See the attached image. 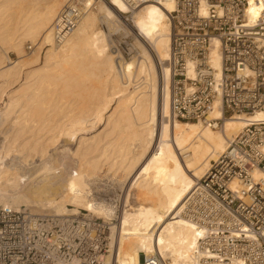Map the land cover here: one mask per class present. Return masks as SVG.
<instances>
[{
	"label": "bare ground",
	"instance_id": "obj_1",
	"mask_svg": "<svg viewBox=\"0 0 264 264\" xmlns=\"http://www.w3.org/2000/svg\"><path fill=\"white\" fill-rule=\"evenodd\" d=\"M26 1L0 0V21L5 20L0 24V206L52 216L80 209L104 219L110 226V254L105 260L111 264H141L151 252L158 253L164 264H197V240L205 228L182 213L185 200L228 142L250 121L264 120V107L224 117L216 96L206 119H220L217 126L166 118L170 78L166 60L172 37L167 13L174 0H97L95 11L84 9L93 0H77L83 13L60 44L53 42L52 22L67 0H51L40 9ZM11 6L19 14L12 26L7 13ZM198 8L200 14L206 13L204 0H199ZM126 12L131 13L129 24L121 20ZM259 16H264V0H247L246 26ZM97 21L103 28H95ZM121 23L138 39L139 55L130 62L107 42L106 33L118 30ZM26 40L34 46L31 55L9 62L7 53L21 57ZM207 57L218 75L215 38ZM86 66L92 68L87 72ZM79 75L83 82L100 85L89 87L86 94L81 90L85 96L76 94L81 88ZM59 89L74 100L60 97ZM100 126L108 127V135L115 133L113 144L127 140L134 148L127 147V141L117 152L116 143L99 146ZM107 146L120 159L111 154L109 162ZM136 147L139 153L134 152ZM114 167L122 171L119 177L115 178ZM131 174H136L129 187L134 188L138 205L123 200L116 216L118 206L105 202L101 193L103 179L112 181L109 192L125 191ZM252 177L257 181L264 175L255 169ZM231 187H238L236 181Z\"/></svg>",
	"mask_w": 264,
	"mask_h": 264
},
{
	"label": "built area",
	"instance_id": "obj_2",
	"mask_svg": "<svg viewBox=\"0 0 264 264\" xmlns=\"http://www.w3.org/2000/svg\"><path fill=\"white\" fill-rule=\"evenodd\" d=\"M204 1V15L199 0H174L167 13L172 37L166 118L217 126L220 119H206L216 96L224 117L264 107V16L248 27L247 0ZM82 13L76 2L58 12L52 22L54 44L64 40ZM213 38L220 54L218 75L207 57ZM263 147L264 120L250 121L193 185L182 213L205 228L197 240V264H264V178L252 177L255 169L264 175ZM109 227L80 209L52 216L0 206V264H111L105 260ZM141 264L164 262L151 252Z\"/></svg>",
	"mask_w": 264,
	"mask_h": 264
},
{
	"label": "rangeland",
	"instance_id": "obj_3",
	"mask_svg": "<svg viewBox=\"0 0 264 264\" xmlns=\"http://www.w3.org/2000/svg\"><path fill=\"white\" fill-rule=\"evenodd\" d=\"M26 1V0H25ZM36 1H38V2H36ZM51 0H30V3H28L27 1H26V3L25 4H27V5H30L29 7H31V6H33V5H35L34 7L35 8H38V9H40L41 8V6L43 7V6H45V5H47L49 2H50ZM71 1H74V0H67L65 3L68 5V3L69 2H71ZM77 0H75L74 2H76ZM96 2H97V0H93V2L90 4V7L88 6V7H85L84 9H85V11H90V10H92V11H95V9L93 8V7H95L96 5ZM77 3V2H76ZM33 4V5H32ZM66 4H64V6H63V4H62V8L63 7H65L66 6ZM14 6V5H13ZM13 6H11V8L13 7ZM61 7H60V9H61ZM10 8V9H11ZM25 8H27L26 7V5H25ZM89 8V9H88ZM8 10V18L10 19V21H9V23H10V25L12 26L13 24H14V21H16V19L18 18L17 16H19V14H18V12L15 10V7H13V9H11V10ZM59 9V10H60ZM16 11V12H15ZM11 12V13H10ZM15 12V13H14ZM15 14V15H13V14ZM21 14V13H20ZM10 16H11V18H10ZM15 17H17V18H15ZM122 17L123 18H121V20H123L124 21V23H131V13L130 12H126V14L125 13H123L122 14ZM15 18V19H14ZM3 21H5V20H1L0 21V24L3 22ZM100 21H97L96 22V26H95V28H97V29H101V28H103L102 27V24L101 23H99ZM170 22V21H169ZM101 27V28H100ZM106 37L108 38L107 40V42H109V47L111 48V50H118V52L119 53H121L120 55L122 56V58H123V60L124 61H128V62H130L131 60H132V56L134 55V56H138L139 55V53L137 54V52L139 51L138 50V48H137V46H136V42L135 41H137L138 39H137V37H135V35L133 34V32L131 31V30H129L125 25H123L122 23L120 24V26H119V29L118 30H116V31H114V30H110L109 32H107L106 33ZM137 39V40H136ZM34 48V46L31 44V42L30 41H28V40H26L24 43H23V53H22V56L20 57L19 55H15V53L14 52H12V51H10V52H8L7 53V55H8V58H9V62L11 61V63L12 62H16L17 60L19 61V60H24V59H27L30 55H31V53L33 52V49ZM26 54V55H25ZM27 57V58H26ZM19 58V59H18ZM92 67H90V66H86V71L87 70H90ZM88 72V71H87ZM80 81H79V80ZM83 78H82V76H78L77 77V83L78 82H81V83H78V85H80L81 86V88L82 87H84L85 88V86H87L85 89L84 88H80V87H78V89H76V94H79L80 92V95H82V96H85L84 95V93L86 94V92L88 91V90H86V89H90L91 87H96V88H98L97 86L98 85H100L99 83L97 84V82L94 84V83H92V82H94V81H88V83L87 82H83V80H82ZM82 80V81H81ZM82 82H83V84H82ZM85 85V86H82V85ZM89 85V86H88ZM56 86H58V85H56ZM13 87L15 88V85H13ZM12 87V88H13ZM59 87H60V85H59ZM90 87V88H89ZM13 88V89H14ZM58 88V87H57ZM84 92V93H82V91ZM59 91H61V89H59ZM58 90L55 92V93H57V92H59ZM62 92V93H61ZM60 93H61V95H59L60 97H63V98H65V99H68L69 101H70V99H72V98H70L71 96L69 95H67L66 93H63L64 91L62 90ZM75 92V91H74ZM79 92V93H78ZM55 93L54 94H52V99L54 98V96H55ZM60 93H57V96H58V94H60ZM67 97H66V96ZM58 96V97H59ZM50 98V99H51ZM56 98V97H55ZM72 100H74V98L72 99ZM225 117H227V116H225ZM108 128V127H107ZM107 128H103L102 126H100L97 130H96V133H97V135H98V138H100V140H101V138H102V141H101V143L99 142V146H101L105 141H110L111 143H110V145L112 146V147H114L115 145V143H116V146L114 147L115 149H113L111 146L110 147H108L107 146V149H106V155L107 156H109V158L106 156V158H108L107 160L110 162L111 160H110V157H111V154H112V158H115L116 160H118V159H120V156L118 155V153H117V155H118V157H117V155L115 154L116 152H117V149H118V147H120L121 145H123L124 144V142L125 143H127L128 141L127 140H119V141H117V142H119L120 143V145L119 146H117L118 144H117V142H115L114 141V144H113V141H111V140H115L114 139V137H112V136H114L115 135V133H114V135H113V133L111 134L110 133V135H108L109 134V130L107 129ZM102 130V131H101ZM105 130V131H104ZM108 131V132H107ZM107 132V133H106ZM99 133H101V134H99ZM105 135H103V134ZM106 134H107V136H108V138H106L107 136H106ZM99 135H101V137L99 136ZM102 135H103V137H102ZM112 135V136H111ZM112 138H111V137ZM105 137V138H104ZM103 138H104V140H103ZM106 139H108V140H106ZM127 141V142H126ZM130 143L132 142V141H129ZM129 142L127 143V144H125L127 147L128 146H130L131 148H134V146H133V142H132V144H129ZM121 143H123V144H121ZM129 147V148H130ZM109 149H111V151L109 150ZM114 151H116L114 154L115 155H113V150ZM108 150V151H107ZM138 150V151H137ZM111 153H110V152ZM139 153V151H140V149L139 148H135V153H137V152ZM96 155L98 154L97 152H94ZM93 153V154H94ZM109 155H108V154ZM111 158V159H112ZM143 165V164H142ZM119 165L117 164L116 165V167H118ZM116 167H114V173H116L117 172V175L115 176V178L116 177H119L120 175H121V170L120 169H116ZM112 173H113V169H112V171H111ZM119 172V173H118ZM204 173H205V171H204ZM135 176H136V174H134V175H129V177L127 178L128 180H126V182H128V186H127V188L129 187V183H131L134 179L133 178H135ZM121 178H122V176H121ZM104 181H102L101 183H102V185L104 184L105 186H106V188H104L103 186V188H100L101 190H103V192H101L102 194H104V200H105V202H111V204L113 205H115V206H118V207H116V216H118V214H119V209L122 207V203H123V200L126 202V200H128V202H127V204L129 205V206H135V204H136V202H134L135 201V195H136V193H134L135 192V190H133L134 188H128L127 190L125 189V191H123L124 189H120V191H119V189H115V190H113L114 192V194L113 193H111V192H109L110 190H112V181H109L107 178L106 179H103ZM130 181V182H129ZM104 182V183H103ZM109 183V184H108ZM131 185V184H130ZM109 186V187H108ZM110 187H111V189H110ZM109 188V189H108ZM108 189V190H107ZM130 189H131V191H130ZM105 191V192H104ZM107 191V192H106ZM135 194V195H134ZM116 195V196H115ZM119 197H118V196ZM128 196V197H127ZM115 197L116 198H118V199H115ZM127 199H126V198ZM124 198V199H123ZM134 198V199H133ZM113 200V201H112ZM119 200V201H118ZM122 201V202H121ZM133 204V205H132ZM138 204H136V206H137ZM28 209V208H27ZM118 209V210H117ZM86 212V211H85ZM114 223V222H113ZM108 234H109V237H110V230H109V232H108ZM109 244H110V239H109Z\"/></svg>",
	"mask_w": 264,
	"mask_h": 264
}]
</instances>
